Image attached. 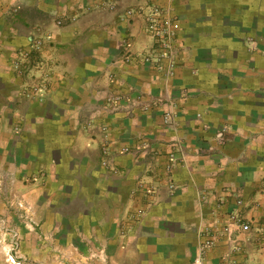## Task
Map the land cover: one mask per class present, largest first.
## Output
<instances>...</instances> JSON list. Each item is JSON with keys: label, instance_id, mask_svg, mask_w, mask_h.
Instances as JSON below:
<instances>
[{"label": "crops", "instance_id": "obj_1", "mask_svg": "<svg viewBox=\"0 0 264 264\" xmlns=\"http://www.w3.org/2000/svg\"><path fill=\"white\" fill-rule=\"evenodd\" d=\"M154 1L179 20L169 79L146 62L147 0H0V144L32 179L31 264H192L205 221L234 209L261 239L239 236L233 253L223 241L206 264H264V0ZM22 52L48 76L46 98L15 91ZM102 126L117 174L101 165Z\"/></svg>", "mask_w": 264, "mask_h": 264}, {"label": "rangeland", "instance_id": "obj_2", "mask_svg": "<svg viewBox=\"0 0 264 264\" xmlns=\"http://www.w3.org/2000/svg\"><path fill=\"white\" fill-rule=\"evenodd\" d=\"M15 59L18 60L19 64L17 69L14 67V64H16L14 62ZM34 64L31 62V53L25 52L19 53L12 61L13 75L14 72L17 75V77L14 76L13 78L15 91L19 96L29 100L43 99L50 94L48 93L50 90L49 80L45 78L47 76L43 72L37 73L34 71L33 67L36 65ZM34 88H41L39 92L43 96L34 95ZM93 128L88 126L85 130ZM108 129L107 126L100 128V133L103 134L101 165L108 172L117 174L119 171L116 167H112V157L108 155L111 152L110 146L112 144ZM16 157L14 149L4 146L3 143L0 144V217L1 220L7 221L6 223L0 222V264H8L10 254L15 257L16 264H31L29 257L24 253L25 239L30 232H35L41 225L37 218L36 208L30 202H27L22 186L30 183L32 179L27 178L26 175L20 178L17 175L18 172H16L20 168L24 170L26 162L24 160L17 161ZM10 213L12 217L15 214L14 218H12L11 226L8 225ZM90 257L95 261H105L106 250L101 249L98 254L91 252ZM68 259V256L63 255L59 259L60 264H69ZM247 259V263L252 262L250 257ZM223 262L224 260L221 261V263Z\"/></svg>", "mask_w": 264, "mask_h": 264}, {"label": "built area", "instance_id": "obj_3", "mask_svg": "<svg viewBox=\"0 0 264 264\" xmlns=\"http://www.w3.org/2000/svg\"><path fill=\"white\" fill-rule=\"evenodd\" d=\"M146 8L148 11L145 13ZM142 16L147 24L146 32L153 39L154 53L146 58V62L154 64L155 69L165 79L174 76L175 70L179 65L182 45L178 38V18L174 14L171 6L162 5L154 0H147V6L141 7ZM132 14V11H129ZM58 24H62L58 20ZM51 34L47 33L40 37L35 42L33 48L40 49L44 39H50ZM126 44V43H125ZM156 48V49H155ZM18 60L15 59V69L19 66ZM49 80L48 76L45 77ZM34 95L43 96L41 88H34ZM177 114L175 110L165 113L164 121L166 123L176 122ZM239 205L244 204V200L238 199ZM257 207L258 205L255 204ZM205 226L201 229V243L199 245V252L194 260V264H206L207 255L215 250V247L223 241H227L230 245L231 252L240 250L238 237L242 240H250L253 238L259 241L261 239L262 230L260 227L253 225L252 220L246 219L244 215L237 209L232 210L225 218L216 216L212 221H205ZM8 264H16L15 257L9 255Z\"/></svg>", "mask_w": 264, "mask_h": 264}]
</instances>
